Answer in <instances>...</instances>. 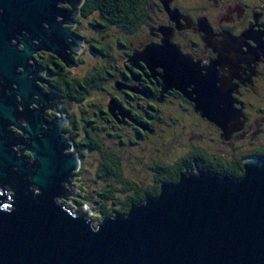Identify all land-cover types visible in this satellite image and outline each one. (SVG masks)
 Masks as SVG:
<instances>
[{
  "label": "water",
  "instance_id": "obj_1",
  "mask_svg": "<svg viewBox=\"0 0 264 264\" xmlns=\"http://www.w3.org/2000/svg\"><path fill=\"white\" fill-rule=\"evenodd\" d=\"M82 2L68 0L69 21ZM50 3L0 0L4 10L0 74L13 77L6 57L15 51L4 42L6 34L17 29L33 36L43 34L40 21L51 22L55 15ZM64 20L56 15L57 22ZM208 33L206 29L201 32L203 39L219 45L224 53H233L230 42L238 38L216 41ZM69 39L76 36L62 27L46 34L43 43L69 63L68 51L73 49ZM160 47L148 48L143 59L138 55L136 60L145 62L151 71L164 63L194 69L173 51L171 40L164 42L163 56L146 55ZM162 79L165 89L184 93L198 112L228 133L230 83L222 84V91L209 102L207 95L196 96L194 89L187 92L176 77L164 72ZM221 105L226 119L220 115ZM47 109L55 112L51 120L45 117ZM68 124L56 95L43 94L36 83H0V264H264L263 160L245 161L239 180L208 170L186 172L178 183L164 184L157 199L134 207L126 216H108L95 225L86 213H73L59 202L68 201L65 198L71 194L66 184L81 167L73 142L65 136ZM9 127L17 128L20 136ZM25 151L32 161L24 156ZM6 187L13 193L8 194Z\"/></svg>",
  "mask_w": 264,
  "mask_h": 264
},
{
  "label": "flooded vegetation",
  "instance_id": "obj_2",
  "mask_svg": "<svg viewBox=\"0 0 264 264\" xmlns=\"http://www.w3.org/2000/svg\"><path fill=\"white\" fill-rule=\"evenodd\" d=\"M84 3L85 0L70 24L65 26L76 36L75 40L69 39L73 47L68 51L71 57L69 63L52 54L44 43L34 41L28 30L17 29L12 34L7 33L4 42L11 49L12 41L24 42L25 53L18 56L14 52L6 57L13 77L1 73L0 83H36L43 94L59 98L63 113L76 106L80 114L93 112L95 115L101 107L100 118H105L108 123L116 121L117 125L114 124L119 128L121 125H133L135 130L136 127L147 129L144 122L139 123L136 118L143 114L153 116L156 112L154 107H147V100L153 95L147 83L156 84L160 88L157 105H171L176 112L180 109L183 115L190 117V126L198 132L190 141L203 149L207 157H200L201 149L195 146L186 149L176 158L175 162L180 164H174L171 170L175 178L179 173L181 176L186 172L196 174L197 169L222 174V168H228L230 163L242 161L244 164L251 158L264 161V52L260 51V46L264 47V44H256V56L234 64L225 75L216 77L232 86V115L226 126L228 133L198 112L184 93L176 88L165 89L161 67L151 71L145 62L136 60L138 55L143 59V53L148 48L163 46L165 41L171 40L175 46L173 51L186 59L190 66L208 67L215 62L210 59L209 53L215 56L216 52L209 47L201 32L206 29L209 32L207 35L212 34L216 41L228 37H247L252 43L264 40V0H147L146 5L153 6L156 16L139 25L132 39H128V45H116V50L110 51L100 48L102 43L108 47L109 42L106 37L100 36L103 27L96 22L97 18L93 14L83 15ZM3 13L0 8V17H4ZM29 44L31 57L25 59L30 51ZM225 55L234 58L233 53L225 52ZM20 67H23L22 72ZM216 72L225 73V70L217 66ZM228 75L231 79L227 78ZM100 83L104 86L100 87ZM108 86L109 90L105 88ZM192 91L187 89V92ZM96 93L98 96L94 100ZM17 101L20 98L17 97ZM66 106L67 109H64ZM32 108L35 110L36 106ZM82 108L87 111L82 112ZM51 110H45L47 119L55 117V112ZM160 112L163 116H172L171 112H164L161 107ZM14 128H10L12 133L20 136V131ZM155 134L158 133L152 130L149 135ZM110 136L115 137L112 133ZM205 138L208 143L203 145ZM221 163L224 167L220 166ZM155 172L158 178L159 172ZM160 177V180L169 178L166 175Z\"/></svg>",
  "mask_w": 264,
  "mask_h": 264
},
{
  "label": "trees",
  "instance_id": "obj_3",
  "mask_svg": "<svg viewBox=\"0 0 264 264\" xmlns=\"http://www.w3.org/2000/svg\"><path fill=\"white\" fill-rule=\"evenodd\" d=\"M146 2L147 0H85L83 15L93 14L97 18L96 22L103 27V32L100 36L106 37V41L109 42L108 47H106L107 44L103 45L102 43L100 45L101 49L110 51V49L116 50L114 48L116 45H128V39H132L139 25L146 22L148 18L156 16L152 9L153 6L146 5ZM147 85L153 94L152 98L147 100V107H154L156 112L152 114L153 116L143 114L136 118L139 123L144 122L147 129L136 127L135 130L133 125L128 127L121 125L119 128L116 126V121L108 123L105 118H100L103 110L101 107H99V111L95 115L93 112L88 115L80 114L76 106L72 107L75 108L74 114L71 112L72 108L65 112L69 120V124L64 128L65 136L73 142L74 148L78 153L77 156L81 159V167L75 173V177H79L84 171L83 166L90 158V152H96L100 157V160H98V171L100 172L98 178L107 184V189L105 188L100 193H97L98 198L96 201H92V198L88 196L85 197L81 191L78 193V196L82 197L81 201L78 200L79 203L86 202L89 200L86 198H90L91 203L95 204V206H92L95 212L93 217L97 222L110 215L112 217L126 216L134 207H139L148 200L157 199L164 184L178 183L181 178L180 173L176 178L171 174L174 164H178L175 162L176 158L184 154L186 149L194 148V146L198 150L201 149L190 141L191 138L187 145L181 144L177 147L174 146L173 149H170V144L165 149V144L162 146L161 143L152 140L154 137L167 134L166 127L169 128V132L172 129V133L176 134L177 129L180 127L182 129L185 128L184 124L186 122H188V127L191 128L192 126H190V117L183 115L180 109L176 112L171 105L163 104L160 106L164 112L172 113L170 117L167 115L163 116L160 112V107L156 103L160 95L159 86L152 83H147ZM103 86V83H100V87ZM105 88L109 90L110 87ZM96 96H98L97 93L93 97L94 100H96ZM134 106L138 107L136 104ZM65 108L67 109V106ZM61 109L63 108L61 107ZM82 110V112L87 111L85 108H82ZM186 119L188 120L186 121ZM122 129L127 130L129 133L127 131L123 133ZM152 130H155L158 134L149 135ZM183 132L185 131L183 130ZM110 133L114 134L115 137L111 138L113 136H110ZM112 140H117V142H112ZM142 141L147 144H143L144 148L140 149L145 150V146H150V149L156 155H153L148 163L146 161L143 162L142 158L140 159L139 157L126 161L128 166L132 167V170H142V178L145 176L144 180L137 182L134 178L124 175L122 166L124 156L119 155L114 148L138 147L142 144ZM166 151L168 153L165 156L174 155V161H166V158L165 160L161 158L162 153ZM199 154L200 157L207 158L203 149H201ZM30 156L28 155L27 158H31ZM229 165H227L229 166L228 168H222V174L218 175L235 180H239L244 176V164L242 161L234 164L230 163ZM220 166L224 167L222 163ZM155 170L159 172L158 178H156ZM160 175H166L169 178L168 180H160ZM77 182L79 181L77 180Z\"/></svg>",
  "mask_w": 264,
  "mask_h": 264
},
{
  "label": "snow or ice",
  "instance_id": "obj_4",
  "mask_svg": "<svg viewBox=\"0 0 264 264\" xmlns=\"http://www.w3.org/2000/svg\"><path fill=\"white\" fill-rule=\"evenodd\" d=\"M55 15H53L52 21H40L39 28L42 30L43 34L35 35L32 37L34 41H40L43 43L44 37L46 34L50 35L55 32L58 28L65 27L70 21L67 19V13L71 11L68 0H51L50 5H48ZM59 9H66L67 12H60ZM56 15L64 16L65 20L63 23L56 21ZM13 50L19 56L25 53L24 42L12 41ZM256 44H264V40H257L256 43L251 42V38L235 39L230 42V45L233 49L234 58L230 59L227 57L221 47L215 43H209V47L215 49L216 55L213 56L209 53L211 60L215 61L208 67L197 66L194 69L183 67L179 64L169 65L161 64L163 71L169 76L176 77L183 81L184 87L189 89H194V94L196 96H205L207 95L209 102L218 94L221 90L220 85L224 84V80H218L217 75H225L229 68H233L234 64H240L242 61H247L249 58L256 56ZM29 53H27L24 58L28 59L31 57V44H29ZM260 51L264 52V47L260 46ZM163 46L158 49H150L146 55L153 56H163ZM39 59V57H37ZM217 66L223 68L225 73H217ZM20 71H23V67H20ZM228 79H231V76L228 75ZM221 111L220 115L222 118H227L226 110H223V106H220ZM26 127V126H25ZM3 211H8V206H5ZM11 215V213H9ZM94 231L99 232V228H95Z\"/></svg>",
  "mask_w": 264,
  "mask_h": 264
},
{
  "label": "rangeland",
  "instance_id": "obj_5",
  "mask_svg": "<svg viewBox=\"0 0 264 264\" xmlns=\"http://www.w3.org/2000/svg\"><path fill=\"white\" fill-rule=\"evenodd\" d=\"M102 66V65H101ZM53 111V110H51ZM54 112V111H53ZM71 112L74 114L75 112V108H72ZM65 114V113H64ZM66 115V114H65ZM67 117V115H66ZM54 118V117H53ZM52 117L49 119L51 120ZM188 119H186L187 121ZM185 128L182 129V127H180L179 129H177L176 134L172 133V129L170 130L171 132H169V128H165L166 129V133L167 134H163L160 135L159 137H154L152 138V140L161 143V145L163 146L165 144V149L168 147V145L170 144V149H173V147H177L181 144H188L189 143V139L192 138L194 136V134H198V132L196 131V128L194 129V127H188V122H186L184 124ZM15 130V128H14ZM183 130L185 132H183ZM16 131H18L16 129ZM127 130L122 129L123 133H126ZM128 132V131H127ZM119 133V132H118ZM129 133V132H128ZM117 135V133H116ZM177 135V136H176ZM118 140V139H117ZM117 140L112 142H117ZM151 140V141H152ZM195 141H197V137L195 136ZM203 145H206L208 143V140L205 138L202 141ZM108 144V143H107ZM146 145L147 143L142 141V144L138 147H118V148H114V150H117V153L119 155L124 156L123 159V171H124V175L130 178H134L135 181L139 182L141 180H144L143 177L142 178V170L138 169V171H134L132 170V167L130 168V166H128V163H126V161L128 160H132L133 158H142L143 162H150L149 160L152 159L153 155H156V153H154V151L152 149H150V146H145L146 149L148 150H142L140 148H144V145ZM19 146H15L16 151H18ZM70 152H74V150L72 149V151ZM20 153V152H19ZM68 153V152H67ZM168 152H164L162 153V159L166 161H174L175 157L174 155L172 156H165V154H167ZM21 155L23 154V152L20 153ZM30 155L28 151L24 152V156H28ZM89 157L87 163L83 166L84 171L81 173V175L79 177H73L68 184H66V190L71 194V195H67V197L65 199H67L68 201L64 200V199H60L59 202L60 204H66L67 207L71 210V212H83L86 213L89 217V219H93V221L95 222V225H98V222L96 220H94V210L92 206H95V204L91 203L90 198H92V201H96L98 196L97 193H100L101 191H103L105 188L107 189V184L105 182H103V180L98 178V174H100V172L98 171V160H100L99 155L94 152H90L89 153ZM33 159L29 158V161H32ZM131 172V174H130ZM197 173V172H196ZM77 180L79 182H77ZM79 185V187H78ZM7 189V193L8 194H12V190L10 191V189L8 187H6ZM81 191V193L86 197H90V198H86L89 199L86 202H81L79 203L78 200L82 199V197L78 196V193ZM81 201V200H80ZM112 216V215H110ZM105 218V217H104Z\"/></svg>",
  "mask_w": 264,
  "mask_h": 264
},
{
  "label": "bare ground",
  "instance_id": "obj_6",
  "mask_svg": "<svg viewBox=\"0 0 264 264\" xmlns=\"http://www.w3.org/2000/svg\"><path fill=\"white\" fill-rule=\"evenodd\" d=\"M9 128H11V127H9ZM13 128V127H12ZM11 131V130H10Z\"/></svg>",
  "mask_w": 264,
  "mask_h": 264
}]
</instances>
